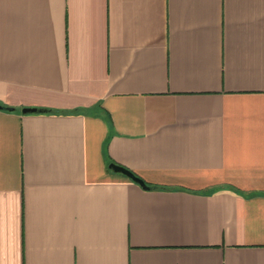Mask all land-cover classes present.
I'll return each mask as SVG.
<instances>
[{
	"label": "crops",
	"instance_id": "crops-1",
	"mask_svg": "<svg viewBox=\"0 0 264 264\" xmlns=\"http://www.w3.org/2000/svg\"><path fill=\"white\" fill-rule=\"evenodd\" d=\"M0 105V264H264V0H0Z\"/></svg>",
	"mask_w": 264,
	"mask_h": 264
},
{
	"label": "water",
	"instance_id": "water-1",
	"mask_svg": "<svg viewBox=\"0 0 264 264\" xmlns=\"http://www.w3.org/2000/svg\"><path fill=\"white\" fill-rule=\"evenodd\" d=\"M0 110L12 111L11 108H5V107H3L1 105H0ZM41 112H42V110H38L36 108H23L21 110L22 114H35V113H41ZM109 169L112 170L114 173H118V174H121V175L125 176L126 178L130 179L134 183H136L139 186H141L143 189H148L147 186L143 183L142 180L137 178L133 173H131L127 169H125V168H123L121 166L115 165V164H110L109 165Z\"/></svg>",
	"mask_w": 264,
	"mask_h": 264
}]
</instances>
